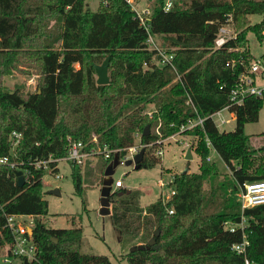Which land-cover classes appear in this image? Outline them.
Masks as SVG:
<instances>
[{
  "label": "trees",
  "instance_id": "16d2710c",
  "mask_svg": "<svg viewBox=\"0 0 264 264\" xmlns=\"http://www.w3.org/2000/svg\"><path fill=\"white\" fill-rule=\"evenodd\" d=\"M164 1L154 6L147 29L127 0H103L96 10L86 0H0V156L9 154L13 131L22 133L16 159L52 155L53 172H58L54 159L66 155L69 139L88 147L107 144L122 158L137 138L140 144L155 143L158 124L163 137L192 134L198 138L199 171L175 172L168 198L159 196L142 207L139 189L121 187L110 194L120 240L132 247L155 239L150 247L129 249L125 259L128 264H246V259L264 264V204L242 210L237 199L244 182L264 179V144L255 146L245 130L259 120L264 95L249 96L240 105L230 100L255 58L248 32L264 37V0H174L170 10ZM252 14L263 18L252 23ZM226 23L237 35L215 47ZM157 47L174 54L172 65L158 64ZM107 57L110 82L98 84L95 66ZM23 65L38 70L36 90H6L4 76ZM153 103L156 111L150 115L146 109ZM226 106L235 115L233 130L219 129L211 117ZM197 117L202 124L181 131ZM206 138L230 173L208 160ZM144 148L142 167L152 166L158 156L148 160ZM114 157L98 159L97 166L104 161L102 173ZM71 164L75 190L83 195L82 171ZM27 165L33 176L23 186L16 169L0 165V248L13 242L5 213L29 214L37 258H21L23 264H113L107 255L82 251L81 226L46 225V170ZM243 216L249 244L246 253H237L233 245L243 241V232L231 231L228 223Z\"/></svg>",
  "mask_w": 264,
  "mask_h": 264
},
{
  "label": "rangeland",
  "instance_id": "374dc122",
  "mask_svg": "<svg viewBox=\"0 0 264 264\" xmlns=\"http://www.w3.org/2000/svg\"><path fill=\"white\" fill-rule=\"evenodd\" d=\"M101 1L103 0H86V3L91 9L96 10ZM134 1L137 2L138 5L136 6L139 8L143 6L154 8L158 4V0ZM250 16L249 19L252 23L259 22L263 18L261 14ZM247 36L248 48L252 55L256 59L262 57L264 54V37L260 40L252 31H249ZM253 60L250 61V64ZM37 79L38 70L33 66L23 65L21 68L15 69L11 74L5 75L3 83L6 90L9 91L16 89L35 91ZM150 108L152 109L153 106ZM223 115L232 119L229 123L223 124L220 129L233 130L236 126L235 115L230 114L229 110H224ZM214 119L219 121V115H215ZM158 127L155 128V131H157ZM245 130L247 134L253 135L252 143L255 146L258 147L264 144V135H260V133L264 132V102L260 110L259 120L248 123ZM174 134L175 137H171V135L163 137L160 135L162 138L167 139L163 145L164 154L158 156L157 161L152 166L136 169L134 164L127 165L124 161L123 163L120 162L115 168V172L112 175L114 180L122 179L124 187L142 191L140 198L142 207L154 202L159 196L169 197L173 188L171 180L175 172L184 170L199 171L201 158L195 150L198 138L192 134L180 133V131ZM136 144L141 145L139 138L136 139ZM188 149H191L193 155L191 159L186 158ZM156 150L157 146L148 147V160H153ZM210 156L211 161L217 163L222 173H230L229 167L214 149H211ZM101 157L103 156L94 157L92 160L87 161L85 165L78 166L83 174V195H80L75 190L71 175L73 166L69 161L65 159L59 161V176L56 172L46 170L42 180L44 197L49 202V213L44 217V220L47 226L55 228L81 226L83 228L84 243L82 251L84 253L107 255L113 264H128L125 256L130 249V244H124L120 240L119 233L112 223L110 214L103 215L100 212L103 200L101 190L105 180V174L101 172L100 168L104 161H101L98 166L96 163ZM120 159L122 160V158ZM161 178L164 181L163 185L159 183ZM55 188L60 190L59 194L53 192ZM109 208L110 210L112 209V204ZM137 241L138 239H135L131 243H136ZM7 248H0V264H9L4 262V257L8 254ZM10 264H23V262L21 258H16Z\"/></svg>",
  "mask_w": 264,
  "mask_h": 264
},
{
  "label": "built area",
  "instance_id": "2783aa9c",
  "mask_svg": "<svg viewBox=\"0 0 264 264\" xmlns=\"http://www.w3.org/2000/svg\"><path fill=\"white\" fill-rule=\"evenodd\" d=\"M127 2L131 5L132 9L136 12L137 17L140 19V22L147 29L149 27V20L153 14V8L148 6L137 7V2L134 0H127ZM174 0H165L164 1V9L170 10L173 6ZM264 33V32H263ZM237 33L231 23L222 24L219 27L217 37L215 39V47H220L226 43V41L230 38L236 37ZM150 41H153V37L150 36ZM158 54L161 56L158 64H171L172 59L174 57L173 53H167L162 50L160 47H157ZM233 63V62H232ZM227 63V65H229ZM262 96L264 95V57H260L258 59L254 58L250 67L244 71L238 78V82L236 86L231 90L230 100L232 103L236 105L242 104L245 99L249 96ZM188 103H192V100L189 98ZM153 108L151 109L150 107ZM224 110H229L230 114H234L229 106L213 113L211 115L212 119L215 121V115H219V121H215L216 125L220 129V127L229 123L232 118H227L223 115ZM156 111L154 103L149 105L146 109V112L152 115ZM204 121L203 118L197 117L195 119L189 120V122L185 125L181 126V129L191 128L197 124H202ZM157 133L161 135L160 132V124L158 125ZM171 137H175V134H172ZM21 138L22 133L13 131L10 137V152L8 155L0 156V165H8L14 169H21L24 174L25 183L30 181L33 176L32 169L27 165L28 163L33 166L35 169H43V170H52L51 161L52 155H49L48 158H28L27 160L18 161L16 156L18 151L21 148ZM93 140L97 142V137L94 136ZM166 138H162L161 136L157 139L155 143L149 144H141L142 148L157 146L156 155L162 156L164 154V142ZM207 146L210 149H214L209 138H206ZM137 144L130 146L127 148V153L120 162H124L127 159H132L136 153L140 151V147ZM215 150V149H214ZM216 151V150H215ZM118 149H111L107 144L101 145L96 144L88 147L81 140H73L69 139V145L67 148L66 155L61 158L69 161L70 163H74L76 165L83 166L87 161L92 160L94 157L103 156L104 158H111L118 154ZM61 159H54V161H59ZM208 160L211 161V156L209 154ZM58 168V165L56 166ZM59 170V168H58ZM58 175V172H56ZM59 176V175H58ZM163 185L164 182L161 181ZM124 187V182L122 179H117L113 181L112 188L114 190ZM113 190V191H114ZM174 193V190H171V194ZM170 194V195H171ZM169 195V196H170ZM168 198V197H167ZM237 199L241 203L242 210L250 207H254L259 204H264V179L246 181L242 185H240V189L237 193ZM173 212V210H170ZM6 217V227L10 230L13 235V242L6 246L8 247L6 256L4 257V262L11 263L13 259L16 258H25L28 261H33L37 258V245L35 244L32 233H30V228L34 226V216L29 214H16V213H5ZM228 227L231 231H234L236 228H240L243 232V241L236 243L233 245V249L237 253H246L247 245L249 244V239L245 232L246 227V219L242 218V221L236 224H229ZM246 264H254L249 259H246Z\"/></svg>",
  "mask_w": 264,
  "mask_h": 264
},
{
  "label": "water",
  "instance_id": "95a60500",
  "mask_svg": "<svg viewBox=\"0 0 264 264\" xmlns=\"http://www.w3.org/2000/svg\"><path fill=\"white\" fill-rule=\"evenodd\" d=\"M109 64H110V57H107L101 64H97L95 66L96 69V74H97V83L98 84H107L110 82V75H109ZM145 135H149L150 134V125L146 126ZM144 154H145V148L140 149V151L138 153H136L134 155V157L132 159H127L125 161V163L127 165L130 164H134V167L136 169H139L142 167L143 165V160H144ZM193 157L191 149H188L186 158L187 159H191ZM120 163L118 154L115 155L114 159L109 163V165L107 166V168L105 169V180L103 182V187L101 190V196L103 197V200L101 202L102 204V208H101V213L103 215L106 214H111V210H110V205H111V201H110V194L113 192L112 191V185H113V173L115 172V168L117 167V165ZM16 175H17V182L19 186H23L25 184V178H24V174L23 171L21 169H17L16 170ZM54 193L59 194L60 190L58 188H55L53 190ZM33 232V228H30V233ZM156 234L158 235V231L156 232ZM56 241V239H55ZM155 243V239L151 238L146 245L143 244H139L137 246H132L130 247V251H134L136 249H144L145 247H150L151 245H153Z\"/></svg>",
  "mask_w": 264,
  "mask_h": 264
},
{
  "label": "crops",
  "instance_id": "0c3cea01",
  "mask_svg": "<svg viewBox=\"0 0 264 264\" xmlns=\"http://www.w3.org/2000/svg\"><path fill=\"white\" fill-rule=\"evenodd\" d=\"M252 15H253V14H252ZM252 15H251V16H252ZM251 16H250V17H251ZM161 181H163V180H162V178H161V179H159V183H161ZM163 182H164V181H163Z\"/></svg>",
  "mask_w": 264,
  "mask_h": 264
}]
</instances>
